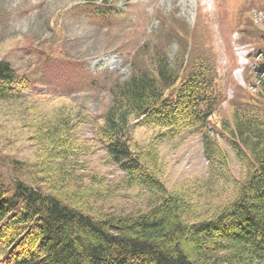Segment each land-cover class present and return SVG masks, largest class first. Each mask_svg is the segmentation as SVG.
Listing matches in <instances>:
<instances>
[{
  "label": "trees",
  "instance_id": "16d2710c",
  "mask_svg": "<svg viewBox=\"0 0 264 264\" xmlns=\"http://www.w3.org/2000/svg\"><path fill=\"white\" fill-rule=\"evenodd\" d=\"M83 1L106 12L104 1ZM160 47L152 46L149 66L130 62L127 77L109 82L97 118L71 105L31 124L19 117L36 156L7 163V179L0 175V264H264V53L255 91L232 99L225 114L213 62H187L184 44L173 58ZM27 84L0 60V102L29 100ZM133 121L153 129L147 143L132 141ZM84 123L92 124L91 145L122 172L111 187L78 159L89 146L77 134ZM185 132L199 136L208 173L170 189L159 144ZM127 192L139 206L109 201L101 209Z\"/></svg>",
  "mask_w": 264,
  "mask_h": 264
},
{
  "label": "rangeland",
  "instance_id": "374dc122",
  "mask_svg": "<svg viewBox=\"0 0 264 264\" xmlns=\"http://www.w3.org/2000/svg\"><path fill=\"white\" fill-rule=\"evenodd\" d=\"M82 1L0 0V60L9 61L27 80L24 92L29 96L18 105L0 102V164L6 163L0 165L3 178L7 179L10 170L7 163L32 161L36 156L25 121L47 119L61 105L83 106L90 116L99 117L109 100L107 87L112 77H127L133 70L129 62L149 66L152 46L165 47L173 58L178 48H183V34L189 30L193 55L187 62L194 55L213 61L220 113L229 114L232 99L255 91L250 85L255 82L251 69L252 63L261 59L258 47L264 36V4L255 9L251 3L256 0H104L101 9L108 13L100 16L87 11ZM143 40L147 42L144 50L131 58ZM77 132L89 145L83 146L78 159L92 172L103 174L110 186L122 172L91 145V123L82 124ZM131 134L133 142L143 145L153 129L133 121ZM159 153L162 178L170 189L180 183L192 186L208 173V161L196 134L185 132L164 139ZM229 154L236 169L233 154ZM128 193L104 196L106 203L101 209L107 208L109 201L118 208L139 206L131 203Z\"/></svg>",
  "mask_w": 264,
  "mask_h": 264
}]
</instances>
